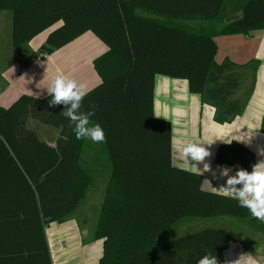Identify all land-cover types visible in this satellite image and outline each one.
I'll return each mask as SVG.
<instances>
[{
    "label": "trees",
    "instance_id": "16d2710c",
    "mask_svg": "<svg viewBox=\"0 0 264 264\" xmlns=\"http://www.w3.org/2000/svg\"><path fill=\"white\" fill-rule=\"evenodd\" d=\"M0 0L11 11V43L28 51L31 38L52 26L39 46L51 53L86 31L105 45L93 68L101 81L87 90L80 111L105 131L110 162L94 235L102 239L97 264H197L213 252L219 261L233 236L219 227L157 242L183 217H254L236 199L203 190L198 173L172 164L171 123L153 114L155 77L185 79L190 93L215 108L217 122L240 113L231 99L240 71L251 63L217 64L214 37L264 28V0ZM138 8L161 17H150ZM239 11L240 14H235ZM31 55L21 63L27 65ZM22 93L0 106V264H51L45 228L67 218L85 197L90 174L80 164L85 140L76 139L63 105ZM229 107L226 116L220 108ZM28 119L58 130L54 144L41 139ZM261 130L264 132V114ZM214 162L252 170L255 154L231 140L220 143Z\"/></svg>",
    "mask_w": 264,
    "mask_h": 264
},
{
    "label": "crops",
    "instance_id": "0c3cea01",
    "mask_svg": "<svg viewBox=\"0 0 264 264\" xmlns=\"http://www.w3.org/2000/svg\"><path fill=\"white\" fill-rule=\"evenodd\" d=\"M234 4L232 0L227 1L223 11L231 15ZM138 12L154 18L161 17L139 8ZM235 14L239 15L240 12L236 11ZM59 23L56 22L36 35L41 38L36 47L42 44L48 32ZM33 38L28 42L29 49H32ZM214 41L217 46L214 60L217 64L224 60L237 65L251 63L250 68L239 70V87L231 97L244 102L240 113L229 122H217L214 119L215 108L202 103L199 94L190 93L185 79L157 75L153 114L171 123L172 164L201 175L203 190L224 194L219 190L226 186L228 178L223 175V171L227 169L228 176H235L236 171L229 165L214 162V153L220 143L235 140L254 152L255 164L264 162V132L261 130L264 114V28L253 30L248 35H217ZM105 50L106 45L91 31H86L49 55L34 57L27 65L14 61L1 67L0 106H8L22 93L39 98L45 96L46 88L57 72L83 83L85 91L91 89L101 81L92 61ZM228 112L229 107L218 110L220 116H226ZM190 142L203 144L210 155L201 162L188 160L181 154V149ZM235 187L240 188L241 185ZM76 209L64 220L52 222L45 228L51 264H97L102 255L103 241L94 235L96 226L90 230L86 225L87 216H76ZM208 226L223 228L233 236L223 251L221 264H264V222L256 218L251 226L246 218L227 214L183 217L160 232L156 241L165 242Z\"/></svg>",
    "mask_w": 264,
    "mask_h": 264
},
{
    "label": "clouds",
    "instance_id": "9594fccd",
    "mask_svg": "<svg viewBox=\"0 0 264 264\" xmlns=\"http://www.w3.org/2000/svg\"><path fill=\"white\" fill-rule=\"evenodd\" d=\"M46 90L51 97L50 106H64L62 113L74 125L76 139L87 138L94 143L105 141V131L101 125L89 126L91 113L85 114L80 111L82 101L87 95L83 83L57 72ZM181 154L188 160L201 162L210 155V152L203 144L190 142L182 146ZM223 175L228 177L226 186L219 190L224 195L236 199L238 205L248 209L254 218L264 222V162L253 165L250 172L237 169L235 176H228V170L225 169ZM236 185L241 187L236 188ZM197 264H219V261L213 252H210L200 257Z\"/></svg>",
    "mask_w": 264,
    "mask_h": 264
},
{
    "label": "rangeland",
    "instance_id": "374dc122",
    "mask_svg": "<svg viewBox=\"0 0 264 264\" xmlns=\"http://www.w3.org/2000/svg\"><path fill=\"white\" fill-rule=\"evenodd\" d=\"M11 16V11L9 10H4L0 14V68L8 66L14 61L21 64L26 61L30 55L31 57L40 58L39 47H36L37 44L41 42L39 41V39L41 40V38H39L40 36L33 38L31 47L34 51L28 48L26 52L23 47H14L12 45ZM49 54L50 53L46 55ZM27 124L30 128L35 130L41 139L49 144H54L53 142L58 135V130L55 127L42 124L33 119H28ZM93 125H95V123L90 126ZM80 164L90 174L91 184L88 188V192H86V197L81 202L79 208L76 209L75 214L78 217L87 216L86 225L91 230L96 226L102 196L110 174V162L104 143H94L86 138L83 152L80 157ZM162 237L163 236H161L160 239Z\"/></svg>",
    "mask_w": 264,
    "mask_h": 264
},
{
    "label": "built area",
    "instance_id": "2783aa9c",
    "mask_svg": "<svg viewBox=\"0 0 264 264\" xmlns=\"http://www.w3.org/2000/svg\"><path fill=\"white\" fill-rule=\"evenodd\" d=\"M43 56H45V55L39 54V57H43ZM32 60H34V57H30V61H32Z\"/></svg>",
    "mask_w": 264,
    "mask_h": 264
}]
</instances>
